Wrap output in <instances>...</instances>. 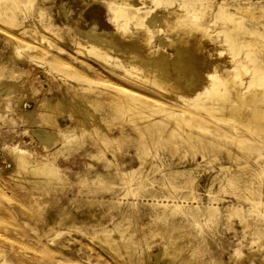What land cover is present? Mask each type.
I'll list each match as a JSON object with an SVG mask.
<instances>
[{"label":"rangeland","instance_id":"rangeland-1","mask_svg":"<svg viewBox=\"0 0 264 264\" xmlns=\"http://www.w3.org/2000/svg\"><path fill=\"white\" fill-rule=\"evenodd\" d=\"M112 1L0 0V83L3 84H0L3 97L0 98V119H4L0 120V264H107L112 261L109 256L112 254L106 252L99 241L69 224L71 218L81 215L90 204L78 202L87 198L122 200V204L109 211L94 206L97 216L102 215L100 223L112 227L119 218L129 216L138 232L146 229L143 224H148L154 230L168 234V238H152L155 239L151 248L153 254L166 240L174 242L176 239L174 243L182 246L177 256L196 254L202 264H264L263 105L255 107L256 104H251L242 109L243 123L226 118L223 111L211 112L202 107H188L189 110L179 117V123L169 112L171 110L156 111L155 106H162L180 113L182 107H170L166 98L173 94L165 87L151 79L125 75L119 65L112 63L113 57L110 61L109 57L105 58L103 48L93 46V49L91 43L81 38L80 32L93 25L99 32L117 31L107 8V2ZM146 3L151 7L143 11L144 15L163 11L166 7L174 8L182 15L186 14L184 6L197 9L194 12L203 16L204 26L209 30L207 38L214 43L213 49L207 48L216 51V60H221L215 61L216 65L214 63L210 71L221 70L222 64L234 58L236 51L226 41L225 33L233 25L232 17L241 20L243 29L240 32L249 35L255 31L264 35V16L251 18L252 15L235 10L239 6H264V0H161L159 3L147 0ZM175 18L180 22L177 17H171ZM160 27L157 28L159 34L168 39L166 30ZM155 33L152 32L149 39L157 46ZM84 41L91 46L85 45ZM167 49L172 52L171 47ZM238 53L236 57L248 66L246 77L251 76L253 62L249 60L247 47L241 46ZM166 68L176 90L172 100L176 101L174 98L180 92L193 99L192 81L182 76L178 66ZM208 73L198 72L195 76L199 79L207 76L205 84L213 83ZM15 82L20 86L12 90L9 86ZM118 88L123 93V96L122 93L117 95L121 102L120 112L112 101V92ZM9 92L13 96L7 95ZM33 94L37 95V100ZM61 94L72 101L69 103L72 107L61 106L52 116L57 115L62 128L69 125L66 136L73 134L75 128H70L72 125L81 124V127L83 124L87 127V135L80 138L83 143L80 139L78 142L76 139L78 144L75 139L67 143L59 140L47 147L35 134L34 130L40 126L30 121L32 117L29 118L28 112ZM95 96L100 101L98 109L103 108L100 110L108 115L109 121L102 124L107 127L95 125L96 121L82 116L74 108L81 98ZM206 96L201 101L208 105L210 99ZM218 102L221 105L227 103ZM186 105L187 102L184 108ZM231 115L238 117L237 113ZM184 118L191 123H186ZM73 119L79 121L78 124ZM44 128L58 131L50 126ZM187 130L192 133L188 139ZM103 134L108 137L103 138ZM8 145L25 149L33 160L43 158L42 161L57 162L55 165H59L60 172L64 170L61 174L67 177L62 188L50 193L44 191L46 194L41 195V199L34 198L32 192L36 189L28 184L25 186L26 183L20 180L29 172L30 166L26 165L22 173L15 175L16 163ZM107 157L112 163L107 162ZM83 176L89 177V185L76 182ZM43 196L48 199L44 200ZM63 209L67 211L57 216ZM82 227L86 228L87 224L83 223ZM177 227L183 228L181 230L188 236L174 232Z\"/></svg>","mask_w":264,"mask_h":264},{"label":"bare ground","instance_id":"bare-ground-1","mask_svg":"<svg viewBox=\"0 0 264 264\" xmlns=\"http://www.w3.org/2000/svg\"><path fill=\"white\" fill-rule=\"evenodd\" d=\"M131 1H134V0H113L112 2H107V8L111 12L112 21L117 26L116 27L117 31L113 30V31L105 32V30H102L104 32H101V31L99 32L97 30L96 25H93V26L89 27L88 30H82V32H80L81 33L80 35H81V38H83L86 41H88L89 43H91L92 47L94 46L95 49L98 46L101 49L103 48L102 50H104V52L106 54L105 58L107 56V58L109 57L108 58V60H109V59H112L110 57H113L115 61L114 62L111 61V62L116 64V65H119L120 66L119 68L122 69V72L125 71V73H126L125 75H130V76H132V78L133 77L134 78L135 77H142L145 79L147 78L148 80L151 79L154 82H157L158 86L165 87V89H167L171 94H173V97H174V93H175L174 91H176V90L173 87L174 82L171 80L169 72H167V70H166L167 69L166 67L178 66L181 69L180 73L182 74V76H186L190 79V81H192V85H194V91H195V93L193 95L194 98L192 99L191 97H187L185 94L180 92L179 96H176L178 98H176V97L174 98L177 100L174 101V100H172L173 97L170 94L171 96H168L169 100L166 98V101H169L171 103V106L170 105L169 106L175 107L178 105V107L180 106L183 108V109L182 108L180 109L181 112L180 113L179 112L178 113L173 112V110L175 111L174 108L172 110L171 108H168V107L166 108V107H162V106H155V107L153 106L156 111L158 109H165V111L171 110L169 112H172L171 114H172V116L175 117L176 123L180 122L179 117L181 115H184L183 113L186 112V110H189V108H191V107H196V109H197V107H200V108L202 107V108H205L206 110H209L211 112L212 111L216 112L217 110L223 111L221 113L222 114L225 113L223 115H225V117L227 115L226 118H230L236 123L237 122L243 123L244 118L242 116V112H243L242 109H244L247 105H251V104L255 105L256 104L255 107H257V104H260V106L263 105L262 108L264 111V63H263L264 62V35H259L255 31L250 32L249 35L247 33L240 32L243 29V25H242L241 20L239 18H233L232 17L231 22H233V25L225 33H226V41H228V43L231 44V48L235 49L234 51H236L234 53V58L231 57L232 60H230L229 63H227L225 65L222 64L220 66L221 70H217L218 68L216 67L217 68L216 70L210 71L211 67H213V64L215 63V61H217L216 60L217 55L215 53L216 51L212 52L209 50L210 48L213 49L214 43H212L211 40H209V37L207 38L206 34L209 32V30L204 26L203 16L198 15L194 12V10L197 11V9H195L189 5H188L189 7L184 6V8H185L184 12L186 14L182 15V14H180V12L178 14L177 13L178 11H175L174 8L166 7V8H168V10H166V8H164L165 10H163V11H158V12L156 11V12H153L151 14H148V15L145 14L144 15L143 11H147L151 7L146 3L147 0H145V2H144V0H140V1L137 0L138 2H136V3H132ZM154 1H156V3L161 2V0H154ZM1 8H2V5L0 3V10H1ZM235 10L242 11L243 13L246 12L247 14L252 15L251 18L252 17L256 18L258 16H260V17L264 16V6L257 7V8H252L250 6H239ZM228 15H229V13H228ZM172 16L180 19V22L177 21L176 18H175L176 20L171 19ZM228 17H230V16H228ZM75 22L76 21L73 20L72 23L75 24ZM160 22H162V24H158ZM157 25H158V27H157ZM164 26H166V27H164ZM75 27L77 28L78 26L76 25ZM159 27L164 28L166 30V32L164 31V33H165V35H168V37H169L168 39H166V36L159 34V30L157 29ZM73 32H75V31L73 30ZM152 32H156L155 38L158 41L157 46H154L153 43H150L149 35ZM239 32H240V34H239ZM83 39H81V40H83ZM86 41H84V44L90 45V44H86L85 43ZM232 45H233V47H232ZM243 45H245L247 47V54L248 55L250 54L249 56H251L249 60H251L253 62V72H252V74H250L251 76H248V77H246L248 74L247 73L248 72V66L245 65V63H243V61H241L239 58H237L238 56L236 57V53H238V51L241 49V46H243ZM15 47L17 50L18 47L17 46H15ZM94 47H93V49H94ZM168 47H171L172 52L168 51V49H167ZM207 47H209V49ZM204 48H206L207 50H205ZM222 50H224V49H222ZM17 55H19V54H17ZM212 59L214 60V62L212 61ZM217 62L219 63V62H221V60L217 61ZM215 65H216V63H215ZM217 66H218V64H217ZM206 71H209L208 75L210 74V76H212L213 83L212 82H210V83L206 82V84H205L204 79L207 76L204 79H199L198 77L196 78L195 74H197L198 72L203 73ZM118 72H119V70H118ZM210 76H208V78ZM205 80L207 81V79H205ZM106 81H108V80H106ZM210 81H211V78H210ZM108 83L110 84L111 81H109ZM12 84L13 85H11V86H9V84H8L9 88H11L12 90L17 89L20 86L16 82H15V84L14 83H12ZM115 84H117V83H115ZM1 85H3V84H1ZM15 87H17V88H15ZM6 88H7V90H9L8 87H6ZM5 90L6 89H4V91ZM162 91H163V89H162ZM168 91H167V93H168ZM13 92L14 91H12L11 93H13ZM115 92L117 94H115ZM11 93L7 94V95L13 96ZM120 93H122V92L119 91V88L115 89L114 92H112V94H114V96H113L114 99H112V101H113L114 105H116L115 107L117 108L118 112L121 111V109H120V103L121 102L119 101V97H117V95H119ZM1 94H0V98L3 99ZM131 94H129V95H131ZM207 94H208V96H206ZM33 96H35V95L33 94ZM33 96H32V98H33ZM122 96H123V93H122ZM124 96L126 98L127 95H124ZM204 96H206L205 98L210 99V103L208 105H206L205 103H203L201 101V99ZM23 97H21V98H23ZM36 97H37V95L35 96V98ZM256 97L258 98L257 100H256ZM66 98H65V94H61V96L58 95L55 100H53V101L52 100H45L44 103L43 102H42V104L39 103L35 110L32 109L33 110L32 112H28V114L30 115L29 118L32 117L31 118L32 120H30V121L31 122L33 121L34 123L39 124V126H40L34 130L35 134L40 138L41 142H43L47 147L55 145L57 143V141H59V140L66 142V141H70L71 139H75L74 141L76 142V139H77V142H78V139L84 138L83 136L87 133V129H86L87 127L85 128V124H83L84 125L83 127H81L82 124L80 126H73L72 125L70 128H72V127L75 128L74 130L72 129L73 134L66 136V131H69V125L68 126L66 125V127L64 126V128H62L61 125L59 124L57 118H56L57 115L52 116V114H54L56 111L57 112L59 111L58 109H60L61 106L64 107L67 104L70 105L69 103H71L72 101H70L69 99H66ZM116 98H118V99H116ZM132 98H134V97L132 96ZM190 98L192 101L189 100ZM72 99H74V98H71V100ZM36 100H37V98H36ZM120 100H121V98H120ZM219 100H220V102H221V100L227 101V103H225V104L222 103L223 105H221L218 102ZM5 101H7V99ZM189 101H190V103H189ZM186 102H187V105L184 108V105L186 104ZM99 104H100V101L98 98H96V96L92 97V98H88V99L81 98V100H79L77 102V104L74 105L75 106L74 108L79 110V112H81L82 116L88 118L89 120H93L94 122L96 121L95 125H96V123H99V125H102V124H104V122L106 123V121H109V119H108V115L106 114V112L101 111L103 108L98 109ZM70 106L72 107V105H70ZM130 106H131V104H130ZM101 107H103V106H101ZM258 109H260V108H258ZM0 110H2V109H0ZM98 110H100V112H98ZM60 112L64 113L61 110H60ZM69 112H70V110H69ZM161 112H163V111H161ZM122 113H124V112H122ZM153 113H154V111H153ZM232 113H237L238 117L231 115ZM76 114H77V111H76ZM134 114H136V113H134ZM78 115H79V113H78ZM126 116H127V114H126ZM220 116H222V115H220ZM74 117H76V116H74ZM146 117L147 116H143V119ZM222 117H224V116H222ZM250 117H252V116H250ZM76 118H74V119H76ZM171 118H173V117H171ZM1 119H3V118H1ZM80 119H82V118H80ZM77 120H78V118H77ZM183 120L188 124L191 123L186 118H184ZM74 121L76 122V120H74ZM85 121L88 123V120H85ZM77 122H79V121H77ZM94 122H92V123H94ZM70 123L72 124V122H70ZM92 123H90V124H92ZM107 125H108V122H107ZM44 126H50L53 128H57L58 131L45 129ZM92 126H94V125H92ZM90 127H91V125H90ZM90 127H89V129L91 130ZM103 127H107V126L104 125ZM109 127H110V125H109ZM109 127L106 129H109ZM29 132H31V131H29ZM70 132H71V129H70ZM100 133H101V131H100ZM31 135H32V133H31ZM113 136H114V134H113ZM186 136H187L186 139H188L192 136V133L187 130ZM107 137L105 136L103 138H107ZM117 137H118V135H117ZM86 138H87V136H86ZM80 140H82V139H80ZM94 141H95V139H94ZM105 141H106V139H105ZM18 142H20V141H18ZM75 142L73 144H75ZM66 143H65V145H66ZM82 143H83V140H82ZM79 144H81V143H79ZM37 145L35 147H37ZM61 146H63V145H61ZM8 147L10 148L9 151H11L13 153V160L16 163V168L13 170L15 172V175H16V172L22 173V170L24 169V167L26 165L30 166L29 172L25 173V175L22 174L23 177L21 179H20V177H16V176L15 177L17 179H20L21 182H23V184L26 183V184H24L25 186L28 184L31 187H33V190L36 189L32 192V196L34 198H40V196L45 193L44 191L50 193V191L59 190L62 188V186L64 185V183L67 180V177H65L64 175L61 174V173H64L63 172L64 170L62 169L63 171L60 172L61 168L58 167L59 165L58 166L55 165V163H57V162H55L53 164V163H51L52 160L42 161L43 158H41L42 160L41 159L40 160H33L31 154H28L30 152L27 151L28 152L27 153L24 148H23L24 150H22L18 147H13V146L11 147L9 145H8ZM65 148H63V149H65ZM66 149H65V151H66ZM28 150H29V148H28ZM100 152H102V150ZM12 153H11V155H12ZM55 153H57V152H55ZM54 155L55 154H53V156L52 155L51 156L53 158H55ZM106 155H107V153H106ZM59 156H60V154H59ZM49 159H51V158H49ZM110 160H111V158L109 157V159H108V157H107V162H111ZM19 175H17V176H19ZM96 178L99 180L98 182L101 181L100 178H98V176ZM90 181L91 180L89 179V177L83 176V177H78V180L76 182L79 185H82V183H84V182L87 183L86 185H89ZM80 188H81V186L78 187V191L81 190ZM43 197H45V196H43ZM43 199L46 200V199H48V197H45ZM0 201H1V199H0ZM78 202H82L83 204L86 203L85 205H87V203L88 204L90 203V204L87 205L86 209H84V212L81 215L75 214L76 216H74L73 218H71L69 220V224L75 225L76 227H78L80 229L81 232H83L84 234H86L90 238L99 241L102 244L101 247L106 252H109L110 254H112V255H109L112 258V261H108L109 263H107V264H202L200 258L195 253H194L195 255H188L185 257L184 256L183 257L177 256L176 254L182 249V246L175 244L174 242L176 241V239L174 240L172 237L171 238L173 239L174 242L167 241L165 239L166 241L164 242V246H162L160 249L158 248V252L156 251L153 254V251L151 250V248H152V245H153V242L155 241V239H152V238L155 236H159L160 238H166L168 236V234H166L163 231L154 230L152 228V226L148 225V224H143V227L146 229L141 231V232H138L137 230L134 229L135 223H134V221L130 220L129 216H124L122 218H119L114 223V225L112 227H109L107 224H103L102 222L100 223L99 220H100L102 215L99 214L100 217L97 216V213L95 211L96 208H94V206H101V210L109 211L112 208L117 207L118 204L119 205H120V203L122 204V200H119V199L118 200H114V199L109 200V199H105V198L98 199V200H90L89 198H87V199L79 200ZM81 205L82 204H80V206ZM66 211H67L66 209L61 210V213H58L57 216L60 214H64V212H66ZM83 223L87 224L86 228L82 227ZM181 229H183V228L177 227L174 230V232H178L179 234H181L183 236L184 235L188 236V234L186 232H183ZM144 241L146 242V244L144 243ZM161 241H163V240H161ZM1 242H2V240H1ZM158 242H160V241H158ZM160 243H162V242H160ZM160 243H158L157 245L160 246L161 245ZM181 243H182V241H181ZM184 244H186V243L184 242ZM155 245H156V243H155ZM186 247H187V244H186ZM186 249L188 250V248H186ZM192 251L197 253L196 249H193ZM193 252H192V254H193ZM47 256L50 257V255H47ZM50 258L53 259V257H50ZM105 259L107 261L108 258H105Z\"/></svg>","mask_w":264,"mask_h":264}]
</instances>
